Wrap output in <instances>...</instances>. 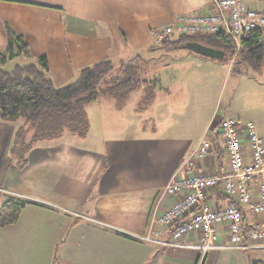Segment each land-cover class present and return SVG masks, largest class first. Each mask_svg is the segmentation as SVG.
Segmentation results:
<instances>
[{
  "label": "crops",
  "instance_id": "obj_1",
  "mask_svg": "<svg viewBox=\"0 0 264 264\" xmlns=\"http://www.w3.org/2000/svg\"><path fill=\"white\" fill-rule=\"evenodd\" d=\"M211 1L0 0V53L7 47L5 24L28 47L26 53L7 58L0 69L45 57L48 79L62 88L99 62L118 67L135 61L146 68L153 59L151 31L184 13L211 12ZM159 48L177 53L157 65L158 73L147 70L153 87L146 102L144 88L122 104L112 98L93 102L85 111V138L65 133L39 142L21 169L9 153L17 127L0 121V216L11 215L14 200L29 203L19 209L14 222L0 225V264L197 263V251L172 246L171 229L155 226L152 241L139 238L147 234L153 211L159 215L171 204L160 192L205 133L210 134L212 150L197 166L211 174L226 169L217 128L226 114L214 124L211 92L197 94L190 84L191 79L206 77L200 69L224 63L183 46ZM24 57L23 65L16 64ZM131 96L148 104V112L126 110ZM246 123L254 125L260 138L255 122ZM246 123H235L241 133ZM208 202L221 207L226 199L214 192ZM198 241L196 233L181 244ZM260 252L264 250H212L203 264H257Z\"/></svg>",
  "mask_w": 264,
  "mask_h": 264
},
{
  "label": "built area",
  "instance_id": "obj_2",
  "mask_svg": "<svg viewBox=\"0 0 264 264\" xmlns=\"http://www.w3.org/2000/svg\"><path fill=\"white\" fill-rule=\"evenodd\" d=\"M211 6V12L184 13L172 23L153 29L152 44L161 46L178 36L222 35L234 45L230 64H234L242 41L248 37L257 35L256 43L264 44V4L257 6L253 0H212ZM218 129L224 142L225 171L211 174L197 166L208 159L212 150L210 134L205 133L160 192L172 200L171 204L159 215L153 211L147 234L139 238L152 241L150 234L155 226L171 229L172 246L197 251L196 264H203L212 250H264V141L252 123H246L241 133L232 120L224 118ZM214 192L225 197V205L209 204L208 197ZM247 216L251 221L246 220ZM196 233L198 243L181 244Z\"/></svg>",
  "mask_w": 264,
  "mask_h": 264
},
{
  "label": "trees",
  "instance_id": "obj_3",
  "mask_svg": "<svg viewBox=\"0 0 264 264\" xmlns=\"http://www.w3.org/2000/svg\"><path fill=\"white\" fill-rule=\"evenodd\" d=\"M5 34L7 47L4 54L0 53L2 65L7 58L13 59L28 51L23 37L7 24ZM256 37L252 35L242 41L234 61L238 68L255 72L261 69L264 44H257ZM186 43H199L223 52V58L216 61L224 64L234 55L233 42L222 35L178 36L163 44L183 46ZM145 69L135 61L120 63L118 67L109 61L99 62L82 69L73 83L62 88H55L48 79L45 57L38 58L37 64L15 66L9 72L0 69V121L17 127L9 153L18 168H23L27 153L39 142L59 139L65 133L85 138L89 131L85 111L93 102L112 98L122 104L141 88L146 91V102L152 94L153 82ZM14 201L11 215L0 216V225L14 222L19 209L29 204Z\"/></svg>",
  "mask_w": 264,
  "mask_h": 264
},
{
  "label": "rangeland",
  "instance_id": "obj_4",
  "mask_svg": "<svg viewBox=\"0 0 264 264\" xmlns=\"http://www.w3.org/2000/svg\"><path fill=\"white\" fill-rule=\"evenodd\" d=\"M152 46L153 52L149 54L152 55L151 59H153L150 66H147L145 70L153 68V74H155L160 70L157 65L173 58V53L177 52H168L162 48ZM22 61L25 62L27 59L24 57L16 64L23 65ZM33 64H37V61ZM11 70L13 69H5L7 72ZM200 70L206 72V77L191 79L190 84L196 86L197 94L203 91L206 94H208V91L211 92L214 124L223 118L224 114H226L224 118H228L236 124L254 121L262 134L259 136L264 141V61L261 70L257 72L246 67L238 68L236 63L230 64V61L221 67L210 66ZM183 81L188 83L185 79ZM168 87L170 88V85ZM132 97L131 100L129 99L125 103L126 110L132 111L133 108H138L140 112H148V104H144L143 100H132ZM146 127L148 128V125ZM1 215L8 217L10 213L4 212ZM260 253L263 254L262 261L257 264H264V252Z\"/></svg>",
  "mask_w": 264,
  "mask_h": 264
},
{
  "label": "water",
  "instance_id": "obj_5",
  "mask_svg": "<svg viewBox=\"0 0 264 264\" xmlns=\"http://www.w3.org/2000/svg\"><path fill=\"white\" fill-rule=\"evenodd\" d=\"M188 51L207 59L220 60L223 58V52L211 49L199 43H186L183 45Z\"/></svg>",
  "mask_w": 264,
  "mask_h": 264
}]
</instances>
